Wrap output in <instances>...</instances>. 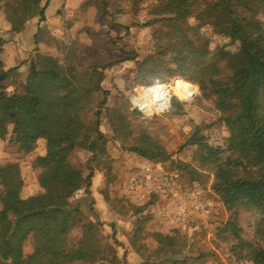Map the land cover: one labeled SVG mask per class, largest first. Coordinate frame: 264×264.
Wrapping results in <instances>:
<instances>
[{
    "label": "trees",
    "instance_id": "1",
    "mask_svg": "<svg viewBox=\"0 0 264 264\" xmlns=\"http://www.w3.org/2000/svg\"><path fill=\"white\" fill-rule=\"evenodd\" d=\"M128 1L137 12L145 0ZM153 1L149 15L158 24L152 33L154 49L140 70L155 73L165 67L196 84L202 96L212 99L228 137L223 147H213L199 128L193 131L185 146L202 150L198 168L172 160L145 130L138 132L126 151L149 162L175 166L189 184L208 179L202 171H210L211 188L229 215L215 230L216 238L230 241L228 254L235 264H264V0ZM50 2L0 0L9 23L8 29L0 31V127L12 125L14 134L23 129L25 137L18 140L23 153H31L38 141H44V152L32 166L39 172L40 193L23 197L17 169L0 167V264H119L113 247L101 243L100 224L84 222L81 209L70 202L82 189L89 194L93 175L90 170L84 177L70 164L69 155L82 149L94 161L98 153H105L102 117L117 132L130 125L129 115L106 107L110 91L102 83L104 71L113 63L103 64L98 54L81 62L73 52L62 60L37 52L38 33ZM90 5L108 15L106 0H88L85 6ZM35 18L32 70L19 92L8 93L5 81L19 67H4V45L10 40L5 34H21ZM140 82L147 83L143 78ZM169 109L171 115L183 112L176 98ZM239 211L256 219L249 240L242 237ZM78 224L81 237L69 240ZM141 230L138 226L137 232ZM29 236L33 251L25 256L23 243ZM154 237L158 254H178L173 238ZM171 264L187 261L174 259Z\"/></svg>",
    "mask_w": 264,
    "mask_h": 264
},
{
    "label": "rangeland",
    "instance_id": "2",
    "mask_svg": "<svg viewBox=\"0 0 264 264\" xmlns=\"http://www.w3.org/2000/svg\"><path fill=\"white\" fill-rule=\"evenodd\" d=\"M51 1L46 19L41 24L42 29L38 33L37 52L60 60L67 53L73 52L81 62L98 54L103 64L113 63L112 67L104 71L105 79L102 83L103 88L110 91L106 107L118 108L129 115L130 125L118 128L117 132H113L108 119L102 117L100 130L105 136V153H98L94 161L91 160L92 155L82 149H74L69 155L70 164L78 167L84 177L92 170L89 194H85L82 189L70 200L73 206L81 209L83 221L100 224L101 243L113 247L119 264H171L174 259H185L187 264H235L228 254L230 241H223L215 236V230L227 221L229 215L211 188L210 171H202L208 179L201 178L200 181L189 184L181 178L175 166L160 163L163 171L177 175L184 190L198 187L212 203L207 215L190 214L184 224L166 220L167 215L172 216L175 212V207L168 199L157 195L140 199L129 189L130 181L140 176L142 167L149 162L126 151L140 130H145L164 146L172 160L192 164L197 168L202 150L196 146H185L193 131L199 128V134L213 147H223L228 137L212 99L202 96L196 84L172 74L165 67L155 73L140 70L141 62L154 49L152 33L158 24L152 22L153 17L149 15L154 1H143L138 11L134 12L128 0H106L108 15L92 5L85 6L88 0ZM37 20L35 18L30 21L34 33L37 31ZM150 21L151 24L146 26ZM8 28L9 23L0 9V31ZM5 37L11 39L15 35L6 32ZM7 52H14L12 42L7 45ZM27 52L28 59L32 62L34 48L31 47ZM5 61L6 66L13 63H8L7 59ZM17 61L16 58L18 65ZM24 78L18 69L10 73L5 81L6 91L19 92ZM141 78L147 83L142 84ZM156 83L171 87L181 98L187 93L186 89L193 92V96L186 101L172 96L171 100L176 98L182 104L181 115H171L169 108L161 113L146 115L155 111L148 96L154 92L152 89H144L143 94L133 99L135 104L144 107L146 114L134 106L132 98L135 93ZM134 109L141 116H137ZM105 114H108L107 111ZM24 137L22 128L14 134L12 125L0 127V167L14 166L17 169L22 181L21 195L27 197L42 191L37 180L39 172L32 166L35 158L44 152V141H38L31 153H23L19 149L18 140ZM238 217L242 237L249 240L253 237L256 219L246 211H239ZM143 218L146 220L142 221ZM138 226L142 227L140 232H137ZM81 233L82 229L78 224L71 230L68 239L75 241L81 237ZM156 234L173 238L178 254H158L159 245L154 237ZM32 251L33 240L29 236L23 243V254L27 256Z\"/></svg>",
    "mask_w": 264,
    "mask_h": 264
},
{
    "label": "built area",
    "instance_id": "3",
    "mask_svg": "<svg viewBox=\"0 0 264 264\" xmlns=\"http://www.w3.org/2000/svg\"><path fill=\"white\" fill-rule=\"evenodd\" d=\"M162 92L166 93L168 97L165 100L163 107L155 109L148 115L154 113H161L168 110L172 96H176L174 91L165 84H160ZM142 89V88H141ZM141 89L135 93L133 99H136L141 95ZM154 96V95H153ZM186 98H180L183 101L190 99L193 96V92L186 94ZM179 98V97H178ZM132 99L134 106L143 114L145 113L144 107L140 104H135ZM154 96V101H155ZM147 115V114H146ZM129 189L140 199H145L151 195H157L168 199L172 202L175 207L174 215H167L166 220L170 223L184 224L190 214H197L205 216L210 212L212 203L208 200L206 193L198 188L194 187L191 189L184 190L182 185L179 183L177 175H173L163 171L162 164L147 162L142 167L140 176H137L129 183Z\"/></svg>",
    "mask_w": 264,
    "mask_h": 264
},
{
    "label": "crops",
    "instance_id": "4",
    "mask_svg": "<svg viewBox=\"0 0 264 264\" xmlns=\"http://www.w3.org/2000/svg\"><path fill=\"white\" fill-rule=\"evenodd\" d=\"M50 4H52V1L50 2ZM48 9H50V6ZM31 27H32V25L27 26L21 34L16 35L14 38H11L9 40V42L6 45H4V52L2 55V61H3V64L5 66V69L8 70V69H11L13 67L18 66L19 67L18 71L21 72L24 77H26L32 70V62L30 59H28L29 54L27 52V51L31 50L32 40H33L32 37L34 35V32L31 30ZM11 42H12V45L14 47V52L8 54L7 45H10ZM16 58L19 61L18 65L15 62ZM5 59L8 60L7 61L8 63H11V62H13V63L8 64L6 66ZM26 60H27V62H25ZM9 61H11V62H9Z\"/></svg>",
    "mask_w": 264,
    "mask_h": 264
},
{
    "label": "bare ground",
    "instance_id": "5",
    "mask_svg": "<svg viewBox=\"0 0 264 264\" xmlns=\"http://www.w3.org/2000/svg\"><path fill=\"white\" fill-rule=\"evenodd\" d=\"M145 88H149V89H152V90H154V92L153 93H151L150 95H148V94H146V95H148L149 96V98H150V100H152V101H150V103H151V105L155 108V109H158L159 107H163V105L165 104V100L168 98V97H166V96H168L166 93L168 92V91H165L166 93H164V92H162L161 90H162V87L160 86V84H153L151 87H143L142 89H141V91H142V93L141 94H143V90L145 89ZM151 90V91H152ZM186 91H187V93H184L183 94V97L182 98H186L187 96H186V94H188L189 93V91L186 89ZM155 96V101H153L154 100V96ZM176 95V94H175ZM179 98H181V97H179ZM133 99V98H132ZM148 115V114H147Z\"/></svg>",
    "mask_w": 264,
    "mask_h": 264
},
{
    "label": "water",
    "instance_id": "6",
    "mask_svg": "<svg viewBox=\"0 0 264 264\" xmlns=\"http://www.w3.org/2000/svg\"><path fill=\"white\" fill-rule=\"evenodd\" d=\"M133 112L137 115V116H141L140 112L137 109H134Z\"/></svg>",
    "mask_w": 264,
    "mask_h": 264
}]
</instances>
